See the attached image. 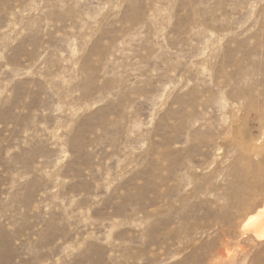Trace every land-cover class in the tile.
<instances>
[{
    "label": "rangeland",
    "instance_id": "374dc122",
    "mask_svg": "<svg viewBox=\"0 0 264 264\" xmlns=\"http://www.w3.org/2000/svg\"><path fill=\"white\" fill-rule=\"evenodd\" d=\"M262 206L264 0H0V264H264Z\"/></svg>",
    "mask_w": 264,
    "mask_h": 264
},
{
    "label": "bare ground",
    "instance_id": "6f19581e",
    "mask_svg": "<svg viewBox=\"0 0 264 264\" xmlns=\"http://www.w3.org/2000/svg\"><path fill=\"white\" fill-rule=\"evenodd\" d=\"M244 229H249L256 237H264V206L257 212L256 215H253L247 219L241 226ZM248 230V231H249ZM218 256H221V253H217Z\"/></svg>",
    "mask_w": 264,
    "mask_h": 264
}]
</instances>
